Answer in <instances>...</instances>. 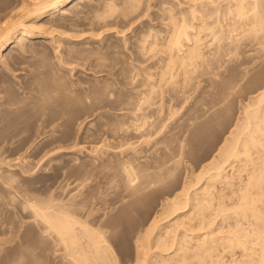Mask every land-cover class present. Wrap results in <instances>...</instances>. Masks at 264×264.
I'll use <instances>...</instances> for the list:
<instances>
[{"label":"rangeland","instance_id":"obj_1","mask_svg":"<svg viewBox=\"0 0 264 264\" xmlns=\"http://www.w3.org/2000/svg\"><path fill=\"white\" fill-rule=\"evenodd\" d=\"M13 1L14 0H0V10L2 11V8L3 10H5L8 6H10L9 3L11 2L13 3ZM86 1L87 0H84L83 3L81 2L80 4H78V6H76L75 10L78 12L80 11L78 14L77 12L74 13L75 12L74 10H70L68 13H63V14L59 13L58 15L55 14L53 15V17L44 16L42 18L44 26L47 25L49 20L50 22L47 27L43 26V28H41L43 29L42 31L44 32L40 33V35L43 37L31 38V40L43 39L40 42L31 41V44L25 46L26 48L24 49V51L23 49H19L14 42L9 44V46L3 49L4 50L3 53L9 52V54L8 55L6 53L4 54V56L6 55L7 56L3 57L5 59H3V63L0 64L1 65L0 66V237L3 238V235H5L6 237L5 236L4 237L10 240L7 242L4 241L2 242V244H0L1 246L0 248H2L4 243V247L6 246L7 249L9 250L8 252L6 247L0 249L1 251L0 261H2V258L4 259V262L2 261L0 262V264L2 263L6 264L7 262L10 261L9 258L10 254L12 256V254L15 253L11 251L14 250L12 246L16 244L18 245L17 249L19 250H16L17 246L14 247H15V251H17L18 254H20L21 247H24L25 249V246H27V248L28 247L32 248L35 253L36 251L39 250V252H37L38 254L42 252V249L43 250L45 249L43 251V254L46 253V255L45 254L44 255L46 256L47 260L45 256L44 258L41 257V255H43L41 253L38 255V260L36 261L37 263L39 262V264L45 261H46L45 263H47V261L50 260V257L52 255L50 254L51 250L49 248L52 246V244H49L51 239L50 240L48 239L51 238V236L48 235V239L46 240L47 234L44 232L41 233L43 229H39L41 228V226L38 225L39 223L37 221L33 220V217H31L32 212L30 213V211H32L33 208L29 203L31 201L32 202L37 201V203L39 202L44 203L42 202L43 197L45 199H48L45 200V202L48 201L46 202L47 204H50V202H52L53 200L54 201L52 203L54 204L55 202L56 204L62 203L67 205H70L72 203L70 205L72 207L78 204L80 205L79 209H82L85 213L91 212V214H94L96 212L97 214L100 213L99 211H101L100 213L101 221L107 220V222H110L109 221L110 218L115 220L114 222L112 220L110 223L114 224L115 222H117L118 224L115 223L114 224L115 226L112 225V227L108 226L109 229L107 227L108 229L107 231L113 229L114 227L118 228L117 230L115 228L114 231L113 230L112 231L117 232L116 234L114 233L116 235L114 237H116L115 240L118 242V243L116 242V244L117 245L119 244L118 249L120 255L122 254L121 256L123 257V260H126V258L130 259L134 255V249H135L134 232L143 223L141 221H144L143 218H145L148 209L149 208L156 209L158 207L156 203H158L160 200H163L164 198L167 199V197H170L172 193L176 192L180 188L179 187L178 189H176V187H178L183 182V180L189 179L192 176L193 172L201 175L202 180L200 179V181L201 182L203 181L206 172L200 170L202 169L201 165L204 164L206 160H209L212 154L213 155L215 154V151L217 150L219 145L224 141L223 139L229 136L230 129L232 130L235 127L234 126L235 122L240 119L239 118L241 117L240 115H243L242 111L245 105L247 103L248 104L251 103L253 99L256 100L259 91H261L264 88V54H263L264 44H260L261 43L260 40H258L260 43L257 42L258 39L257 37L261 36V34L260 35L257 34L255 37H253L254 35L251 36L252 34L249 36L248 34L243 35L239 39L238 41L239 43L238 42L236 44H233V42L232 43L229 42L231 44L227 43V45L224 46L226 47V49L224 51L222 50L221 51L222 53L220 52L222 55L219 53L217 54V56L216 55L214 56L209 52L210 48L208 49V47L211 46L208 45L204 46L206 43H209L211 37L209 29H205L206 33L209 32L207 33L209 35L204 34L205 32L203 33L204 36L203 40L206 41H203L202 45L204 46L203 49L206 52L205 54L208 53L207 55H205V57L210 56V58L207 59L211 61L213 59V61L212 62L210 61V63L212 64L208 63L207 65H204L202 68L200 66L198 67L201 70H204L205 68L204 71H201L200 69L197 70V68L196 70L193 71L192 73L193 79L191 77L189 78V80L191 79V82L194 83H191L189 80L188 83H186L187 81L184 82L181 81V83L179 81L177 86L173 88V86L170 84V81H168L165 78H162L158 80V82H161L160 83L161 86L158 85L151 86L150 85L151 81L153 82L156 81V83H158L157 79H159V72H158L160 70L159 67H161L162 63L165 62L164 60L167 56L166 51H163L165 50V47L163 48L161 44H163L162 42H164L165 37L167 36L166 34L168 32L167 30L169 29L170 26H167L168 25L167 18H164L165 20L162 18L165 17L166 15L165 13L166 9L169 6L171 7L172 4H173L172 6L174 7L173 10L178 11L176 10L179 9V6L177 5V0L176 2L175 0H173L176 4H174L172 0H168V1L167 0H139V1L130 0L129 3H127V0L126 1L125 0H94V1L88 0L91 2V4L90 2L89 3L87 2L89 4V5L87 4V7L85 5ZM103 1L104 3L102 4ZM93 2H95L96 4L92 5ZM108 2L109 3L112 2V5H109ZM134 3H137V5ZM90 5H92V7ZM95 5L96 8H94V10L97 9L99 13H101L100 15L99 13L94 12L93 6L95 7ZM106 5L107 7L109 6L108 8L114 6L112 7L111 12L106 7ZM131 5L132 6L136 5V6L134 8L133 7L131 8ZM126 6H130V7L126 9ZM77 7L80 9L84 7V9H82V11L83 10L84 11L82 12L80 9L78 10ZM104 10L107 11L109 14ZM70 12L74 14H71ZM95 14L98 15L95 16ZM102 14L104 15L101 16ZM177 14H178L177 16L180 15L178 12ZM62 15H64L65 19L63 18ZM57 16L59 17V19L62 18V20L60 19L61 21L54 24V22H56V20L58 19ZM65 16L66 17L70 16L71 19L69 17L66 18ZM78 16L79 17L82 16L83 18L81 17L79 19ZM52 18H54L53 19L54 21L52 20ZM206 18L210 22L213 16H209ZM63 20L64 22L66 20L69 21H66L65 23L64 22L61 23ZM70 20L71 21L73 20L74 22L72 21L73 22L72 23L70 22ZM45 21L47 22L45 23ZM225 21L226 20H224V22ZM50 23H53L54 26H52ZM152 25L154 26L155 29L154 31L156 32L153 31V27H151ZM148 26L150 27L148 28ZM56 27L57 30H54L56 29ZM51 28H52V32H51ZM144 28H146L147 30ZM164 28L166 32H164L165 31ZM148 29H152V31ZM156 29L157 30L159 29L158 30L160 33V34L158 33L159 35H157L158 31ZM240 30L241 29H239V27L236 30H233L232 35H235L236 31L238 32ZM143 31L144 32L147 31V33H144ZM48 32H50V34ZM141 32L142 34H140ZM144 34H146V36L149 35L147 36V38L154 37V34L157 35L155 36V38L157 39V42L159 41V44H157L156 47L152 48V50L150 49V52H147L149 50H144V52L142 51L144 53L143 54L140 49L142 42L141 40L143 39H138L139 40L138 41L137 37L139 38V35H141L142 37L140 38H146ZM51 37H53L54 39ZM162 37L164 38V40ZM252 37L254 39H252ZM55 38H57V40ZM48 39L49 40L51 39L50 42L51 41L52 42L50 43ZM53 41L55 43H53ZM59 41L61 44L59 43ZM70 43L73 44L74 46L71 45ZM65 44L68 45L66 46ZM136 44L140 50L137 47H135ZM62 45H64L65 47ZM91 45L93 49L90 48ZM15 46L17 48H15ZM58 46L59 48L55 49ZM76 47L78 48L76 49ZM84 47H86V50L89 47L91 51L88 50L89 53L86 52V50L83 51ZM159 47L162 48L160 49ZM68 48H72L71 51L69 49V53H68ZM136 48L140 53H142L141 54L142 57L141 55L136 56L139 54L138 51H135ZM9 49H11V51ZM54 49L55 52L53 51ZM78 49H81L82 51L80 50L81 51L80 52L78 51ZM157 49L159 52L160 50L163 49L161 54L157 52L159 54L156 53L155 55L154 52H156ZM90 52L92 53L90 54ZM72 53L73 54L75 53V55L74 56L71 55ZM79 53L83 54V56ZM153 53L154 55H152ZM219 55H221V57ZM148 57H150V60ZM151 57H153L159 63L154 65L156 61H154V59L151 60L152 59ZM214 57H216L217 59H221V61L220 60L217 61V59ZM141 58H145L143 63H141L143 61L141 60ZM138 59L141 60V62ZM153 61L155 63H152ZM4 62L6 63L5 65H3ZM216 62H218L220 65L219 64L217 65ZM139 64H141L142 66V67L140 66L141 68L139 67ZM149 64L152 66H150ZM208 65L211 68L208 69L209 67ZM149 68L150 69L152 68V71L151 70L149 71ZM141 69H143L144 71H142ZM53 70L55 75L54 73H52ZM45 71L47 72L45 73ZM148 71L152 73L151 77L149 76ZM49 72L51 76L49 75ZM52 74L54 77H52ZM131 74L133 76L134 75L136 76L133 77L131 76ZM155 74H157L158 76L155 77ZM179 76L180 75H177L178 79L180 78ZM51 77L54 79H52ZM50 80L53 81V85L51 83L52 81ZM145 80L151 87H149V85L146 83ZM139 82L142 84H140ZM55 83L57 84L55 85ZM162 83L163 84L166 83L167 85L165 84L166 86L164 85L165 86L164 87ZM182 83L183 86L185 84L189 85L188 87L186 85L184 86V88L186 87L187 91L184 88L181 89L179 88L182 86L181 85ZM189 83H191V86ZM61 86H64L65 88ZM158 88L160 91L158 90ZM154 90L155 92H153ZM170 90L172 93L170 92ZM176 90L177 93H175ZM179 90L180 92H178ZM14 92H16L18 96L15 95L16 93ZM162 92H164V94ZM175 94H177V97ZM153 95L156 96L154 97ZM138 96L141 100L137 98ZM36 97H38L37 98L38 100L36 99ZM62 97L63 99H61ZM174 97H176L177 99ZM149 99L150 101H148ZM151 99H153L154 102ZM158 100L161 101L159 102ZM168 100H171V102L169 103ZM11 101L12 103L13 102L14 103L12 104ZM172 102L174 103L175 106L173 105ZM168 103L170 105L169 111L171 112V114L169 113V111L165 110L166 109L165 106L167 107L169 106ZM138 104L142 105V108ZM147 104H148V108L147 110H144L147 107ZM162 104H164L165 106ZM143 105L146 107L144 108ZM172 105L176 109L171 107ZM59 106L62 108L60 109ZM162 106L164 107L161 108ZM5 108L7 110H5ZM10 108L12 109V111H9ZM207 108L210 109L208 110ZM58 109L60 110L58 111ZM63 109L65 110L62 112ZM217 110H218L217 112L218 114H216ZM57 111L58 114H60V116L56 113ZM125 111L127 113H125ZM136 111L138 112L140 111V113ZM144 111H146L145 114L148 115H145ZM141 112H143V114ZM150 112L152 113V115L150 114ZM134 113L136 114V116L138 115L139 118L141 114V119L143 122L141 121V119L137 118L138 116L137 117L134 116L135 115ZM153 113H155L156 115H154ZM213 113L216 114L215 115L216 117H214ZM143 117L146 118L147 120L144 119ZM138 121L142 122L140 123L141 125H139V123L137 124ZM149 122H151V124ZM133 123L135 124V126H133L134 125ZM146 126L147 127L149 126L150 128H146ZM146 130L147 131L150 130V131L146 133L147 132ZM241 135L243 136V134ZM44 140L45 141L48 140L49 143L52 141L53 142L52 144H50V146L47 145L48 147L45 146V148H43L41 142H44ZM180 143L181 146H179ZM257 152L254 153L252 152L253 153L252 156L254 154L255 156L256 155L258 156L259 152L258 154ZM177 153L179 156L176 155ZM128 155L130 159L128 158ZM124 156L125 157L127 156L126 157L128 158L127 160L130 161L131 164L133 163L134 165L133 164L132 165L136 169H138L137 173H140L142 168V170L146 169L144 170L146 171V173H150V174L152 173V175L161 173L160 175L163 176V180L158 181V183L154 185V188L151 187L148 189L149 191L150 189L152 190L150 191L151 193H148L149 191H146L147 189L143 191V193L144 192L146 193V196L148 198H146L145 195L142 196L143 193H141L140 196L142 197V199L140 197L139 201L141 200L140 202L142 203H139L138 201L137 204L140 207H138L137 205L138 210L137 208L134 210L132 209V212H130L131 211L130 208L128 209L129 207L128 205H126L128 206L126 207L127 210L125 209V205L124 208L122 207V204H124V202L127 203L131 199L133 200L132 198L133 196H131L127 190L125 191L123 190L124 188L123 180H121V182L119 180L121 176H122L121 179H123V172L120 169L122 167V163L126 162V158H124ZM131 156L137 159H134L133 157L131 158ZM118 158L121 159L119 160ZM123 158L125 159V161L122 160ZM93 159H95L96 161ZM100 160L105 161L107 165L105 164V162H103L105 166L103 167V163L101 162L102 163L101 165ZM121 160L122 163H120ZM138 160L144 162V164H142V162L140 161L139 164ZM164 160L166 161L168 160V162L166 161L164 162ZM244 160L245 159L243 160L236 159V161L234 160V163L236 162L234 166L236 167L232 168L233 170L236 169L235 171H237V174L241 177L245 176L243 175V173L245 174L246 170H248V168L246 167H250L252 165V162L251 164H249V161L247 162L245 160L246 161L245 164L247 165L245 166V168L241 167L243 168L241 169L239 165L240 163L244 162ZM257 160H260V158L256 159L255 161ZM161 161L166 166H172L173 163L174 166L175 165L177 166V164L179 165L177 166V169L172 175L169 174L171 175V177L173 176L171 178L173 180L169 179L170 176L168 175L167 176L169 180L168 181L166 178L168 172L166 173L162 169H159L160 167L159 165L162 164ZM176 161L177 163H175ZM114 162L116 163V165L114 164ZM137 163L139 166L138 165L136 166ZM81 164L84 165L85 168L84 166L80 168ZM97 164H100L98 165L100 167L97 166L94 169L93 166L94 165L96 166ZM120 164L121 167L119 166ZM140 165L142 166L146 165L147 167L143 168ZM148 165L149 167H152L151 172H150L151 170L150 168H149L150 170H148ZM153 165H156V167H154ZM86 166L88 167L87 170H86L87 168ZM228 166L229 165H227L226 169L227 170L229 169L228 171L230 172L231 168H228ZM109 167H111L112 170H110L111 168ZM153 167L155 168V170L153 169ZM237 167L240 168L239 173ZM117 169L120 170L119 172L121 173H118ZM232 169L230 172L231 174H233L234 172L232 171ZM81 170L84 171L86 174H84V172L81 173L82 172ZM86 171H88V173ZM112 171L114 174H112ZM96 172H98V174ZM163 172L166 175L162 174ZM235 174L236 172H234L233 174L234 176H232L234 178L231 177L232 178L231 180L235 179V181L234 180L233 181L236 183L237 174L236 176ZM176 179L177 180L179 179V181H176ZM136 180H140V177L136 178ZM233 181L232 183L234 185L230 184L231 187L233 186L235 187L236 185ZM176 183L179 184L177 185ZM198 183L199 182L197 181L196 185H198ZM226 184L227 183L217 180L215 183L216 185L215 189L217 186L224 187ZM230 186L228 183L226 187H224V190L225 191L227 190L226 192L230 191L231 188ZM91 190H93L92 191L93 197L90 195L92 194L90 192ZM95 190L99 195H95L94 193ZM86 193L87 194L89 193L91 197L88 196ZM152 193L153 195H151ZM168 193L169 195H166ZM148 194L150 196H148ZM26 195L27 196L29 195L30 202L26 200L27 198H29ZM30 195H34V196H30ZM100 195L102 196V198H100L101 197ZM164 195L167 197H165ZM35 196L38 197L36 198ZM96 196H99L97 197L98 199L96 198ZM82 197L85 199V201L86 199L87 201L88 199H90L89 202L91 201L90 204L92 208L90 205L88 206L87 201L84 202ZM143 197H145L146 200ZM40 198L42 199V201L40 200ZM77 198L82 199L83 201L81 200L77 201L76 200ZM104 198L106 200V203L103 202ZM113 198L116 199L113 201ZM228 198L229 199L226 198L225 202L229 203L234 200V197L232 201H231L232 197H228ZM31 199H33L34 201ZM49 199L52 201H50ZM70 199L72 200L70 201ZM63 200L65 202H63ZM74 200L76 202L73 205ZM96 200L99 201L97 202ZM78 202H82V203L84 202V204L81 203L82 204L81 205ZM99 202L104 203L102 204V206H106L103 207V209H105L107 213L102 209V206H99L101 205ZM113 203H117V204L115 205ZM86 204L87 206L84 208L83 206ZM95 204L97 205V207ZM153 204L154 206L156 205V207H154ZM81 206L83 208H80ZM93 206L95 208H93ZM85 209L86 210L88 209V211H86ZM97 209L99 210L98 212ZM228 209L232 211L231 208ZM228 211L225 213V217H224V218L227 217L226 218L227 222L229 220L230 224L232 223L234 224L235 222L238 225H240V223L241 225L243 224V226L244 224L247 225L246 223L248 222L245 223V218L238 216L240 217V219H243L244 221L243 222L242 220L239 219L240 221H242L239 222V220H237L238 219L237 214L234 211L233 213L229 211L230 214L229 215ZM26 213L28 215L30 214L29 215L30 217H28ZM105 213L108 215V218ZM230 221H232V223ZM227 222H224L225 223L224 225H228L229 223L226 224ZM35 224H37L36 226L38 227L40 226V227L39 228L36 227ZM236 224H234L233 227H235ZM248 225L246 227H248ZM34 227L37 228L38 230L34 229ZM1 231L7 233L6 234L1 233ZM9 232H11V234L8 235ZM39 233L42 236L44 235L43 236L45 237L43 238L44 242L42 241L43 239ZM9 236H11V238H9ZM23 236H25L24 237L25 239L22 238ZM39 236L41 238H38ZM5 238H3V240H5ZM29 238L31 239L28 240ZM0 240L2 241V239ZM24 241L26 244L22 243ZM27 243L31 244L32 247ZM49 245L51 246L49 247ZM38 246L39 247L42 246L43 248L41 247L40 250ZM46 246L48 247V251H46L47 250ZM30 248H28L29 251L27 249L29 254L32 251V249ZM2 250L4 251V253H2L3 252ZM224 250H222L221 252L222 254L221 259L218 260L216 264H218V262L221 261L222 264L224 262H225L224 264L229 263L230 257L227 256H230L228 254H230L229 252L231 251L229 249L228 250L226 249L227 251L224 252ZM6 251L8 253L5 255ZM238 251H240V248L236 247L235 252H237V254L239 253ZM47 252L48 254H50V256H48ZM24 253L25 254L27 253L26 250ZM4 255L5 257L8 258H4L3 257ZM227 258L229 259L227 260ZM222 259L225 260L223 261Z\"/></svg>","mask_w":264,"mask_h":264},{"label":"bare ground","instance_id":"obj_2","mask_svg":"<svg viewBox=\"0 0 264 264\" xmlns=\"http://www.w3.org/2000/svg\"><path fill=\"white\" fill-rule=\"evenodd\" d=\"M83 1L82 0H14L13 3L11 2L12 4L9 3L10 6H8L5 10H3V8H2V11L0 10L1 11L0 12V64L3 63V59H5L3 57H6L9 54V52H7V53L5 52L7 55L4 56L5 53H3L4 52L3 49L6 48L7 46H9V44L14 42L19 49H23V51H24V49L26 48L25 46H27L28 44H31V41L32 42L33 41L34 42L35 41L40 42L41 40H43V39L31 40V38L43 37L40 35V33L44 32V31H42L43 29H41L44 26V23L42 21V18L44 16L53 17V15H55V14L58 15L59 13H61V14L68 13L70 10H74L75 11L74 13L77 12V14H78L80 11L78 12L75 10L76 6H78V4H80L81 2L83 3ZM92 1H94V0H92ZM133 1H137V0H133ZM87 2L89 3L90 1H88V0L86 1V3H85L86 7L88 4ZM129 2H130V0L129 1L127 0V3H129ZM175 2H176V0H175ZM175 2L173 1L174 4H176ZM99 3H101V2H99ZM103 3H104V1L102 2V4ZM66 4H68V5H66ZM90 4H91V2H90ZM94 4H96V3L93 2L92 5H94ZM134 4L137 5V3H134ZM92 5H90V6L92 7ZM109 5H112V2L109 3ZM113 5H115V4H113ZM121 5H123V4H121ZM172 5H171V7L169 6L166 9V12H165L166 15L164 13L165 17H163V18L161 17L162 19L167 18V20H168L167 26H170V27L167 30L168 32L166 33L167 36L165 37V40L162 37L164 40V42H162L163 44L160 43L163 48L165 47V50H163V49L162 50L166 51L167 56L164 60L165 62L162 63V65L160 64L161 67H159L160 68V70L158 71L159 72V79H157V82H158V80L165 78L168 81H170V84L173 86V88H175L177 86L179 81H180V83H181V81H183V82L187 81L186 83H188L189 81L191 82V79L189 80V78L192 77V79H193L192 73L194 70H196V68L198 70V69H200V68H198L199 66L202 68L204 65H207L208 63L212 64V63H210L211 60L207 59V58H210V56H209L210 54L208 55L209 57H205V55H207L208 53L205 54L206 52L204 51L203 47L206 45L211 46V47H208V49L210 48L209 52L212 55L217 56V54H219L222 50L224 51L226 49V47H224V46H226L227 43L233 42V44H236L239 41V39L241 38V36L246 35V34H248V36L252 34L251 36L254 35L253 37H255L257 34H259V35L261 34L262 38H261V36L257 37L258 38L257 42H259L258 40H260L261 43L260 42L259 43L264 44V1L263 0H177V5L179 6V9H176V10H178V11H174L173 10L174 7ZM135 6L131 5V8L132 7L134 8ZM106 7H107V5H106ZM112 7H114V6H112ZM112 7L108 8L110 10V12L112 10ZM129 7L130 6H126V9H128ZM94 8H96V5H95V7L93 6V10H94ZM175 8H176V5H175ZM79 9L80 8H78V10ZM82 9H84V7ZM82 9H80V10L82 11ZM96 10H94V12L99 13V11L97 10L98 11L97 12ZM101 12H103V11H101ZM105 12H107V11H105ZM177 12L180 14L179 16H177L178 15ZM74 13H71V14H74ZM84 13H83V15H84ZM100 14L101 13H99V15ZM161 14H163V13H161ZM64 15H62L63 18H64ZM97 15L95 14V16H97ZM103 15L104 14H102L101 16H103ZM164 15H162V16H164ZM209 16H213V18L210 22L206 18ZM68 17L70 18V16H68ZM68 17H66V18H68ZM81 17L78 16L79 19ZM57 18L59 19L58 16H57ZM57 18H55V19H57ZM53 19L54 18H52V20ZM60 19L62 20V18H60ZM60 19L58 21L56 20V22H54V24L61 21ZM74 19H76V18H74ZM224 20H226V21L224 22ZM66 21H69V20H66ZM72 21L70 20V22H72ZM46 22L47 21H45V23ZM49 22H50V20H49ZM49 22L47 23V25H45L46 27L48 26ZM63 22H64V20L61 23H63ZM165 23H166V21H165ZM50 24L52 26H54L53 23H50ZM52 26H50V27H52ZM167 26H166V28H167ZM149 27L150 26H148V28ZM151 27H153V31H154L155 30L154 26L152 25ZM238 27L241 30L238 32L236 31L235 35H232V33H233L232 31L236 30ZM144 29H146V28H144ZM205 29H209L211 37L209 36L210 37L209 43H206L203 46L202 45L203 41H206V40H203V37H204L203 33L204 32H205L204 34L209 33V32L206 33ZM54 30H57V27ZM148 30L152 31V29H148ZM164 30H165V28H164ZM51 32H52V28H51ZM154 32H156V31H154ZM164 32H166V30ZM48 33L50 34V32H48ZM144 33H147V31H145ZM158 33H159V31L157 32V35L160 34V33L159 34ZM140 34H142V32ZM155 34H154V37H151V38H149V37L147 38V36H149V35L146 36V34H144L146 36V38H140V37H142L141 35H139V38L137 37V40L143 39V40H141L142 42L140 41L141 42V46H140L141 52L142 51L144 52V50H149L147 52H150V49L152 50V48L156 47L157 44H159V41L157 42V39L155 38V36H157ZM236 34H238V35H236ZM207 35H209V34H207ZM207 35H206V37H207ZM163 36H165V35H163ZM70 37H72V36H70ZM253 37H252V39H254ZM51 38H53V37H51ZM55 39L57 40V38H55ZM50 40H49V42H50ZM72 40H74V39H72ZM161 41H162V39H161ZM53 43H55V42L53 41ZM59 43H60V41H59ZM135 43H137V42H135ZM139 43H138V46H139ZM231 43H229V44H231ZM83 44H86V43H83ZM71 45H73V44H71ZM99 45H101V44H99ZM16 46H15V48H17ZM62 46H64V45H62ZM138 46L136 44L135 47H137L139 49ZM162 47H159V48L161 49ZM230 47H231V45H230ZM58 48H59V46L55 49H58ZM77 48L78 47H76V49ZM84 48H83V51L86 50V47H84ZM90 48L93 49L92 45ZM90 48L88 47L86 52H88V50H90ZM137 48H136V50L135 49L134 50L138 51ZM55 49L53 50L54 52H55ZM69 49L71 51L72 48H68V53H69ZM81 49H78V51H80ZM158 49L156 50V52H154L155 55L157 52H159ZM9 50L11 51V49H9ZM9 50H6V51H9ZM62 50H61V52H62ZM94 50H95V48H94ZM162 50H160V52H159L160 54H161ZM263 51H264V49H263ZM56 52H57V50H56ZM92 52H90V54ZM138 53L139 54L136 56H139L142 54L139 51H138ZM154 53L152 55H154ZM159 53H157V54H159ZM79 54H81V53H79ZM83 54H84V52H83ZM83 54H81V55L83 56ZM63 55H62V57H63ZM71 55L74 56L75 53L74 54L72 53ZM86 55H84V56H86ZM221 55H219V56L221 57ZM157 56H159V55H157ZM70 57H72V56H70ZM141 57H142V55H141ZM148 58L150 60V57H148ZM151 58H152L151 60H153L155 58V56H154V58L153 57H151ZM156 58H158V57H156ZM214 58H216V57H214ZM58 60H59V57H58ZM60 60H61V58H60ZM141 60H143V61L141 62ZM141 60H139V61L141 63H143L145 58H141ZM219 60L221 61V59H217V61H219ZM5 61H7V60H5ZM154 61H156V60L154 59ZM154 61L152 63H155ZM212 61H213V59H212ZM63 62H65V61H63ZM157 63H159V62L156 61V63L154 65H156ZM216 63H217V65L219 64L218 62H216ZM5 64L6 63L4 62L3 65H5ZM140 66H141V64H139V67ZM150 66H152V65H150ZM208 66H206V67H208ZM154 67H156V66H154ZM209 68H211V67L209 66L208 69ZM156 69H158V68H156ZM156 69H154V70H156ZM141 70L144 71L143 69H141ZM150 70L152 71V68L151 69L149 68V71ZM204 70H205V68H204ZM204 70H201V71H204ZM46 72L47 71H45V73ZM52 73H54V70ZM151 74L152 73L149 72L150 77H151ZM49 75H50V72H49ZM54 75H55V73H54ZM177 75H180L179 79L177 78ZM131 76H133V75L131 74ZM131 76H130V78H131ZM134 76H136V75H134ZM156 76H158V75L155 74V77ZM211 76H214V75H211ZM211 76H209V77H211ZM52 77H54L53 74H52ZM125 77H126V75H125ZM52 79H54V78H52ZM144 79H145V77H144ZM151 79H153V78H151ZM50 81H52V80H50ZM131 81H132V79H131ZM51 83L53 85V81ZM146 83H147V81H146ZM160 83L161 82L156 83V81H154V82L151 81L150 85L151 86H155V85L161 86ZM191 83H194V82H191ZM191 83H189L190 86H191ZM56 84L57 83H55V85ZM140 84H142V83H140ZM165 84H163V86ZM41 85H42V83H41ZM45 85H47V84H45ZM150 85H149V87H151ZM181 85L182 86L179 87L180 89L184 88L185 85L187 87L189 86L187 84H185L183 86V83ZM61 87H64V86H61ZM47 88H48V86H47ZM167 88H169V87H167ZM184 89H186V87ZM58 90H59V88H58ZM158 90H159V88H158ZM186 91H187V89H186ZM227 91H228V89H227ZM134 92H136V91H134ZM153 92H155V90ZM170 92H171V90H170ZM178 92H180V90ZM14 93H16V92H14ZM162 93L164 94V92H162ZM175 93H177V90ZM145 94H144V96H145ZM15 95H17V93ZM160 95H162V94H160ZM171 95H169V96H171ZM175 95L177 97V94H175ZM183 95H184V93H183ZM225 95H224V97H225ZM139 96L137 97L138 99H140ZM11 97H13V96H11ZM63 97L61 99H63ZM176 97H174V98H176ZM8 98H10V97H8ZM37 98L38 97H36V99ZM176 99H173V100H176ZM45 100H47V99H45ZM151 100H153V99H151ZM13 101H15V100H13ZM148 101H150V99ZM168 101H169V103L171 102V100H168ZM253 101H255V102H253ZM153 102H154V100H153ZM174 102H176V101H174ZM11 103H12V101H11ZM138 103H140V102H138ZM169 103H168V105H169ZM141 104H142V101H141ZM247 104L245 105V107L243 106L244 107V109L242 111L243 115H240L241 116V117H239L240 119L238 118L239 120L235 122V125H234L235 127L232 130L230 129L229 136H227L225 139H223L224 141L219 145V147L215 151V154L214 155L212 154L210 159L206 160L205 163L201 165L202 169H200V170L206 172V175H205L203 181L202 182L200 181L201 175L193 172L191 177L188 175L190 177L189 179L183 180L182 183L180 181L181 184L178 187H176V189H178L179 187L180 188L176 192L172 193V195L174 194L173 196L171 194H170L171 195L170 197H167L164 195L165 197H167V199L164 198L165 200L163 199V200H160L159 202L157 201L158 203L155 202L156 205L158 206L156 209L155 208H152V209L149 208L148 211L146 210L147 212H146L145 218H143L144 221H141L143 223L137 229L135 228L136 229L134 232L135 249H134V255L130 259L126 258V260H123V257L121 256L122 254L120 255V252L118 249L119 244L118 245L116 244L117 241L115 240L116 237H114V236H116L115 234L117 232H113V231L116 228V227H114L115 226L114 224L117 222H115L114 224H111L110 222L113 220L112 218H110L111 220L109 219L110 222H107V220L101 221V219H100L101 211H99L98 209H97V212L99 211L100 213H97V214L95 211H94L95 212L94 214H91V212L85 213L82 209H79L80 205H78V204H76L77 206L74 205L76 202L75 200L73 201L74 202L73 205L76 207L70 206L72 203L70 205H67V204H62V203L56 204V202H55V204H54V203H52L54 200L52 201L49 199L50 201H52V202H50V204H51L50 205V204L46 203L48 201L45 202V200H48V199H45L44 197H43V201L41 199L42 197L40 198V200L44 203L39 202L40 200L38 201L39 203H37V201H34L33 199H31V200H33L34 202H32V201L30 202L29 195L28 196L26 195L27 197H29L26 200L28 202H30L29 204L33 208V210L30 211V213L32 212L31 217H33V220H35L39 223L38 225H40L41 228H39L40 226L39 227L36 226L37 224H35V226L38 227L39 229H43V231L39 230V231H41V233L44 232L47 234L46 240L48 239V235L51 236V238H49L48 240H50V239L52 240V243H51V240L49 242V244H52V246L49 245V247L51 246L49 249L51 250L50 254L52 256L50 257V260L47 261V263H45L46 262L45 260H43L45 262H42V260H41V262L44 264H216L217 261L220 260L222 257L221 256L222 250L225 249L224 250V252H225L229 249L231 252H229L230 254H228L230 256H227V257H230L228 264H264V161H263V158H264V88L261 91H259L256 100L253 99L251 103H249L248 105ZM159 105H160V103H159ZM162 105H164V104H162ZM173 105H174V103H173ZM173 105L171 107H173ZM41 106H43V105H41ZM139 106H141V108H142V105H139ZM150 106H152V105H150ZM164 106H162L161 108H163ZM143 107L145 108L146 106L143 105ZM165 107H166L165 110L169 111L170 105L168 107L167 106H165ZM59 108L61 109L62 107L59 106ZM147 108H148V104L144 110H147ZM161 108H160V110H161ZM60 109H58V111ZM156 109H158V108H156ZM174 109H176V108H174ZM5 110H7V109L5 108ZM64 110L65 109H63L62 112ZM137 110H138V108H137ZM208 110H207V112H208ZM9 111H12V109L10 108ZM58 111L56 112L57 114H58ZM164 111H163V113H164ZM136 112H138V111H136ZM145 112L146 111H144V114H145ZM157 112H160V111H157ZM207 112H205V113H207ZM217 112H218V110L216 111V114H218ZM44 113H45V111H44ZM125 113H127V112L125 111ZM129 113H131V112H129ZM138 113H140V111ZM141 113L143 114V112H141ZM169 113L171 114L170 111H169ZM134 114H132V115H134ZM150 114L152 115L151 112H150ZM153 114L156 115L155 113H153ZM216 114L213 113L214 117H216L215 116ZM58 115L60 116V114H58ZM145 115H148V114H145ZM145 115H143V116H145ZM134 116H136V114ZM146 117H148V116H146ZM131 118H133V117H131ZM137 118L141 119V114H140V118H139V116ZM158 118H159V116H158ZM144 119H146V118H144ZM155 119H156V117H155ZM136 121H137V119H136ZM139 121L137 122V124L139 123V125H141L140 123L143 122L142 119H141L142 122H139ZM130 122H131V120H130ZM149 123L151 124V122H149ZM133 126H135V124ZM156 127H157V125H156ZM146 128H150V127L146 126ZM151 129H152V127H151ZM143 131H145V130H143ZM148 131H150V130H148ZM148 131L146 133H148ZM241 134H243V136ZM57 141H58V139H57ZM52 142L49 143L48 140L47 141L44 140V142H41V144H42V147L45 148V146H47V145L50 146V144H52ZM179 146H181V143ZM254 150H256V151H254ZM257 151L259 152V155L258 156L256 155V156L259 157L260 160L255 161L256 159H259V158H257L255 156V154L252 156V154L254 152H257ZM258 152H257V154H258ZM176 155H178V153ZM126 157L124 156V158H126ZM132 157L133 156H131V158ZM124 158L122 160L125 161ZM128 158H129V155H128ZM128 158H126V162H128V163H126V162L122 163V160L120 162V163H122V167H121V164L119 166L121 167L120 170L123 172V179H121L122 178V176H121V178H119V180H120V182H121V180H123V186H124V188L122 187L123 190L124 191L127 190L129 192V194L131 196H133L132 197L133 200L131 199L132 200L131 201L129 199L130 201L127 202L128 204L124 202V204H122V207L124 208V205H125V209H126V207L129 206L128 209L130 208L131 209L130 212H132V209L134 210L137 208V210H138V207H140L137 203L141 197L140 196L141 193H143V191L146 189H147L146 191H149L148 189L151 187L154 188V185L156 183H158V181L163 180V176L160 175L161 173L158 174L157 171H156L157 174L156 175L154 174L155 176L152 175V173L151 174L146 173V171H144L146 169L142 170V168H141V172L137 173L138 169H136L133 166L134 165L133 163H132L133 164L132 165L130 163V161L127 160ZM133 158L137 159L135 157H133ZM254 158H256V159H254ZM118 159L120 160L121 158H118ZM134 159H132V160H134ZM236 159H238V160L245 159L247 162L249 161V164H251V162H252V165L250 167H246V168H248V170L245 169L246 173L245 174L243 173V175H245L244 177L239 176L237 174V171H235L236 169L235 170L232 169V168L236 167V166H234L236 163V162L234 163V160L236 161ZM93 160H95V159H93ZM231 160H232V163H234V164L231 163ZM245 160H244V162L240 161V162H242V163H240L241 166L239 165L240 168L241 167L245 168V166L247 165V164H245L246 163ZM23 161H24V158H23ZM139 161L140 160H138V163H139ZM165 161L166 160H164V162ZM22 162H20V163H22ZM97 162H99V161H97ZM101 162L103 163L105 161L100 160V163ZM140 162H142V161H140ZM166 162H168V160ZM102 163H101V165H102ZM138 163L136 164V166L138 165ZM161 163H162V161H161ZM161 163H159V164H161ZM172 163H170V164H172ZM175 163H177V161ZM105 164H106V162H105ZM114 164L116 165L115 162H114ZM142 164H144V162H142ZM98 165H100V164H97L96 166L94 165L93 168L95 169V167H97ZM149 165H151V164H149ZM149 165H148V170H150L152 168V167H149ZM227 165H229L228 168H231L232 171L236 172V174H237V176L235 174V176L237 177L236 183L234 182L235 179H233L234 181L231 180L232 178H234V177H232V176H234L233 175L234 172H233V174H231L230 173L231 169H230V172L228 171L229 169L228 170L226 169ZM83 166L84 165L81 164L80 168ZM140 166H142V165H140ZM153 166L156 167V165H153ZM159 166H160L159 169H162L166 173L168 172L167 175L164 172L162 173V174L166 175V178H167V176L169 174L172 175L175 172V170L177 169V166H179V165L177 164V166L176 165L174 166V163H173L172 166H166L164 163H162ZM98 167H100V166H98ZM103 167H105L104 163H103ZM142 167L146 168L147 166L144 165ZM154 167H153V169L155 170ZM84 168H85V166H84ZM109 168H111V167H109ZM240 168L237 169L238 173H239ZM243 168H241V169H243ZM87 169H88V167L86 168V170ZM110 170H112V168ZM120 170H118V173H121V172H119ZM88 171H86V172L88 173ZM100 171H101V169H100ZM113 171H114V169H113ZM113 171H112V174H114ZM151 171H152V169L150 170V172ZM159 171H161V170H159ZM83 172L84 171H82L81 173H83ZM96 173L98 174V172H96ZM84 174H86V173L84 172ZM175 174H178V173H175ZM175 174H174V176H175ZM171 175H169L170 176L169 179H171L173 177V176L171 177ZM138 177H140V180H136V178H138ZM167 180H168V178H167ZM171 180H173V179H171ZM217 180L222 181V182L227 183V184L229 183V186H230V184H233L232 183V181H233L236 185H235V187L230 186L231 187L230 191L226 192L227 190L225 191L224 187H226L227 184L224 187L223 186H220V187L217 186L215 189V186H216L215 183ZM176 181H179V179L178 180L176 179ZM197 181L199 182L198 185H196ZM162 183H160V184H162ZM176 184L178 185L179 183H176ZM176 184H174V185H176ZM156 187H158V186H156ZM156 189H153V190H156ZM174 189H175V186H174ZM93 190H94V188H93ZM93 190H91L90 192L92 193ZM150 191H152V190L150 189ZM150 191L148 193H151ZM94 193H95V195H99V194H97L96 190ZM144 193L142 196H144V195L146 196V193L145 194ZM120 194H122V193H120ZM87 195L88 196L91 195L93 197V193L90 195L88 193ZM151 195H153V193ZM166 195H169V193ZM30 196H34V195H30ZM148 196H150V195L148 194ZM97 197H99V196H96V198ZM228 197H232L231 201L233 200V197H234V200L232 202H229V203L225 202L226 198L229 199ZM36 198H34V199H36ZM100 198H102V196ZM143 198L146 200V198H148V197L146 196V198L145 197H143ZM78 199L79 198H77L76 200L77 201H80V200L83 201L84 200V202L87 201V199L85 201L84 198H83V200L82 199L78 200ZM115 199L113 198V201ZM141 199H142V197H141ZM144 199H143V201H144ZM66 200H68V199H66ZM71 200L72 199H70V201ZM89 200L90 199H88V201H87L88 206L89 205L91 206V204H90L91 201L89 202ZM121 200H123V199H121ZM140 201H139V203H142ZM63 202H65V201L63 200ZM84 202L83 203L78 202V203L84 204ZM103 202L106 203L105 198H104ZM99 203L101 204V205H99L97 203L99 206H102V204H104L101 202H99ZM113 204L116 205L117 203H113ZM154 204H153V206H154ZM126 205H128V206H126ZM137 205H138V207H137ZM156 205L154 207H156ZM86 206H87V204L84 205L83 207L85 208ZM94 206H93V208H95ZM99 206H98V208H99ZM83 207L81 206L80 208H83ZM96 207H97V205H96ZM103 207H106V206H102V209H103ZM91 208H92V206H91ZM228 208H231L232 211H230V209H228ZM227 209L230 212L233 213V211H234L237 214V218H238L237 220H239L240 217H243V218H245V223L248 222L246 224L247 225L250 224V225H248V227H246L247 225H245V224L243 226V224L241 225V223H240V225H238L234 222V224H236V225H235V227H233L234 224L232 223V221H235L236 219L230 221L232 223V224H230L229 220L227 222V219H226L227 217L224 218L225 213L228 211ZM93 210H92V212H93ZM103 210L105 211V209H103ZM86 211H88V209ZM229 211H228V214H229ZM27 213H26V215H28ZM144 213H145V211H144ZM29 215H28V217H30ZM226 216H227V214H226ZM238 216H240V217H238ZM24 217H25V214H24ZM109 217H110V215H109ZM107 218H108V215H107ZM225 219H226V221H225ZM31 220H32V218H31ZM240 220L243 221V219H240ZM240 220H239V222H242ZM114 221L115 220H113V222ZM224 222H227L226 224H228V223L229 224L224 225L225 224ZM112 225H114L113 226L114 228L113 229L110 228L111 230L107 231L109 229V227H112ZM107 227H108V229H107ZM34 229H37V228L34 227ZM117 229L118 228H116V230ZM2 231H1V233H5ZM4 231H6V230H4ZM8 231H9V229H8ZM11 232H9L8 235L11 234ZM4 236L5 235H3V238L6 237V236L5 237ZM43 236L41 235L42 239L45 238ZM24 237L25 236H23L22 238H24ZM41 237L39 236L38 238H41ZM3 238L0 237V239H2V241L0 240V244H2V242H4V241L7 242L10 240L8 238H5V240H3ZM9 238H11V236H9ZM30 239L31 238H29L28 240H30ZM42 241L44 242V239ZM43 242H41V243H43ZM22 243H25V241ZM41 243H40V245H41ZM27 244H29V243H27ZM29 245H31V244H29ZM14 246H17L16 250H19V249H17L18 248L17 244ZM14 246H12L14 248V250H11L12 248L10 250L16 253L17 251H15ZM5 247H4V243H3L2 248H5ZM31 247H32V245H31ZM41 247H39L40 250H41ZM236 247L240 248V251H238L239 252L238 254H237V252H235ZM2 248H0V249H2ZM19 248H20V246H19ZM22 248L24 249V247H21L22 253L20 251V254H18V252L16 254L13 252H10L13 254H12V256L10 254L11 257L9 256L10 261L7 262L8 264H36L37 263L36 261L38 260V255L41 253L43 254V251L45 250V249L44 250L42 249V252L40 251L41 253L38 254L37 252H39V250L36 251V253H35L32 248L28 247V248L32 249V251H33L32 252L30 250L31 252L29 254V252H28L29 249L27 248V246H25L24 252H25V250L27 252L25 254L23 252ZM26 248L28 249V251ZM6 249H7V247H6ZM34 249H35V246H34ZM4 251L2 253H4ZM7 251L9 252L8 249H7ZM7 251H6L5 255L8 253ZM46 251H48V247H47ZM224 252H223V254H224ZM0 253H1V251H0ZM44 254L46 255V253H44ZM44 254L41 255L42 258H44V256H45ZM47 254H48V252H47ZM50 254H48V256H50ZM5 255L3 257L8 258V257H5ZM25 257H26V259H25ZM45 258H46V256H45ZM228 259L229 258H227V260ZM46 260H47V258H46ZM2 261L4 262L3 258H2ZM2 261H0V262H2ZM5 262H6V260H5ZM42 263H40V264H42ZM219 263L222 264V261L218 262V264ZM37 264H39V262Z\"/></svg>","mask_w":264,"mask_h":264}]
</instances>
